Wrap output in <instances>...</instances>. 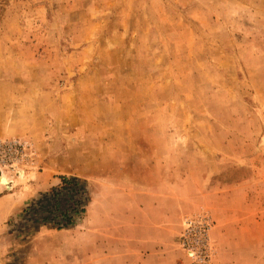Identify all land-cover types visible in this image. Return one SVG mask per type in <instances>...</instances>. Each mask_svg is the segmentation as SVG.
I'll return each mask as SVG.
<instances>
[{
  "label": "rangeland",
  "instance_id": "rangeland-1",
  "mask_svg": "<svg viewBox=\"0 0 264 264\" xmlns=\"http://www.w3.org/2000/svg\"><path fill=\"white\" fill-rule=\"evenodd\" d=\"M127 162L153 177L138 238L89 206L90 179ZM0 174V196L28 195L0 205V264H258L219 253L202 203L240 181L264 200V0H0Z\"/></svg>",
  "mask_w": 264,
  "mask_h": 264
},
{
  "label": "crops",
  "instance_id": "crops-1",
  "mask_svg": "<svg viewBox=\"0 0 264 264\" xmlns=\"http://www.w3.org/2000/svg\"><path fill=\"white\" fill-rule=\"evenodd\" d=\"M128 164L130 163L127 162L119 169L113 170L114 176L109 174L110 169L105 166V174H99L96 185L92 184L90 179L89 206L92 207V211L97 212L99 232L112 228L129 230L131 238H138L139 229V231L145 229L146 236L148 230L153 229V221L148 222L154 208L153 177L150 173L151 177L147 174L145 181L134 179L130 170L131 166ZM61 182L60 178L47 181L49 186L59 185ZM223 187L217 186L216 191L210 193L216 195V200L202 203L210 209L218 221L216 232L222 239L219 253L223 249L226 251L225 247L229 246L246 248L247 253H252L254 252L252 247H254L259 255L258 264H260V261L264 260V200L250 197L249 183L246 181H240L234 185L227 184ZM0 188H2L1 185ZM25 188L27 187L22 186L13 193L1 194L0 205L4 206V212L12 213L26 203L28 195L24 194ZM28 188L33 191L36 189L35 184H31ZM143 191L145 192L144 200L141 198ZM143 221L146 222L143 223ZM227 230L238 232L241 239L237 240ZM100 237L106 238V232ZM135 244L137 245V240Z\"/></svg>",
  "mask_w": 264,
  "mask_h": 264
},
{
  "label": "trees",
  "instance_id": "trees-1",
  "mask_svg": "<svg viewBox=\"0 0 264 264\" xmlns=\"http://www.w3.org/2000/svg\"><path fill=\"white\" fill-rule=\"evenodd\" d=\"M79 180L76 179V178H64V183L65 184H72L74 183L75 185H77V182ZM56 192H54L55 194ZM51 194V193H50ZM49 193L43 195V202L40 203L39 207H37V209L34 210V218L36 219H33L35 221H38V222H43V223H47L49 222L51 218L48 217V215H45L46 213L48 212H51V208L47 206V204L45 203L47 197H48ZM52 195V194H51ZM76 196V195H75ZM86 198V197H84ZM61 203V202H60ZM64 205V204H63ZM54 206L56 207V209H59L60 207H58L57 204H54ZM61 206V204H60Z\"/></svg>",
  "mask_w": 264,
  "mask_h": 264
},
{
  "label": "built area",
  "instance_id": "built-area-1",
  "mask_svg": "<svg viewBox=\"0 0 264 264\" xmlns=\"http://www.w3.org/2000/svg\"><path fill=\"white\" fill-rule=\"evenodd\" d=\"M189 223V226L187 227V229H186V231H185V234H184V237H182V242L184 243V245L185 246H189L190 247V241H189V235H190V233H191V231H192V228L194 229V227H195V222L194 221H191V220H189L188 221ZM203 227H201L200 229H199V232L201 233V236L204 238V236L202 235V234H204V232H205V227H209L210 226V224L208 223V221L206 220V218H204L203 219ZM198 229H197V231H198ZM205 239V238H204ZM203 242V240L202 239H199V243L201 244ZM191 248V247H190ZM189 249V248H188ZM194 250L193 249H190L189 250V253H194L193 252ZM204 250H202V252H200V257H203L204 258Z\"/></svg>",
  "mask_w": 264,
  "mask_h": 264
},
{
  "label": "bare ground",
  "instance_id": "bare-ground-1",
  "mask_svg": "<svg viewBox=\"0 0 264 264\" xmlns=\"http://www.w3.org/2000/svg\"><path fill=\"white\" fill-rule=\"evenodd\" d=\"M0 180L5 182L6 185L11 186V183L8 181V179L5 176H2L1 174H0Z\"/></svg>",
  "mask_w": 264,
  "mask_h": 264
}]
</instances>
